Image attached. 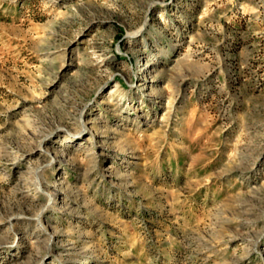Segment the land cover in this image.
Wrapping results in <instances>:
<instances>
[{"label": "rangeland", "instance_id": "obj_1", "mask_svg": "<svg viewBox=\"0 0 264 264\" xmlns=\"http://www.w3.org/2000/svg\"><path fill=\"white\" fill-rule=\"evenodd\" d=\"M0 264H264V0H0Z\"/></svg>", "mask_w": 264, "mask_h": 264}, {"label": "bare ground", "instance_id": "obj_2", "mask_svg": "<svg viewBox=\"0 0 264 264\" xmlns=\"http://www.w3.org/2000/svg\"><path fill=\"white\" fill-rule=\"evenodd\" d=\"M87 123H88V121L85 122V121L83 120V125H84V126H87ZM117 132H118V131H117ZM45 149H46V148H45ZM109 168H112V167L110 166Z\"/></svg>", "mask_w": 264, "mask_h": 264}]
</instances>
